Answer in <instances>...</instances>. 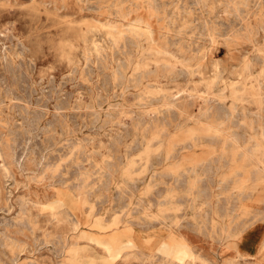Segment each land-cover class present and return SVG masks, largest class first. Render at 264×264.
<instances>
[{
  "label": "rangeland",
  "instance_id": "374dc122",
  "mask_svg": "<svg viewBox=\"0 0 264 264\" xmlns=\"http://www.w3.org/2000/svg\"><path fill=\"white\" fill-rule=\"evenodd\" d=\"M127 1L0 0V264H63L76 243L82 264H264V153L244 155L254 142L249 136L260 137L261 126L232 124L249 143L222 153L209 145H230L224 136H190L175 131V121L153 135L152 123L144 117L138 122L134 112L145 106L136 89L113 76L125 67L126 40L114 44L107 28L125 22ZM213 4L212 12L204 7L202 18L219 22L224 37L243 32L241 18ZM249 5L251 15L264 11V0ZM256 46L264 48V25L252 39L219 40L210 52L229 68L243 54L256 53ZM193 160L204 164L196 173ZM80 186L87 205L64 207L57 217L49 212L47 203L60 190L76 194ZM88 213L103 223L118 215L121 222L104 231L85 224L79 231L101 240L115 231L121 239L131 234L140 247L110 255L101 243L77 238L75 215L85 219ZM180 229L194 253L159 252L160 242L175 239Z\"/></svg>",
  "mask_w": 264,
  "mask_h": 264
},
{
  "label": "bare ground",
  "instance_id": "6f19581e",
  "mask_svg": "<svg viewBox=\"0 0 264 264\" xmlns=\"http://www.w3.org/2000/svg\"><path fill=\"white\" fill-rule=\"evenodd\" d=\"M216 1H218L217 5L222 7L226 15L232 13L236 17L241 18L243 22L242 33L233 31L232 35L227 34L224 37L220 32L219 22L212 21L210 25L207 18H202L205 13L204 7H208L207 12H212L213 3ZM249 3L250 0H128L126 11L122 14L125 22L107 24L108 34L113 38L114 44L119 40H126L127 45L125 67L121 69L122 75H119V72H113L114 79L121 76L125 77V86L136 89L138 103L145 106V109L139 115L134 112V115L138 122H142L144 117L146 124H153L151 130L153 135H159L166 131V121L168 123L175 121V131L183 132L190 136L200 132L216 137L224 136L226 140L229 139L230 145L225 141L221 142L219 147L217 145H209L214 151L217 149L222 153L227 149L236 151L247 147L248 143L253 140L254 142L250 148H246L244 155H254L259 151L264 153V48L256 46V53L243 54L238 59V62L233 63L229 68L219 65V62L214 59L210 52L211 47L219 40H226V38L230 37L236 40L243 38L252 39L253 33H255L257 28L264 25V11L259 9V11H255L251 15ZM195 5H199L200 18L198 15L194 16ZM241 11H244V14H241ZM253 21L254 23H252ZM220 37L222 38L220 39ZM259 51L262 54L261 56L258 53ZM225 70L231 73L233 77L226 76ZM201 86H204V89H201ZM173 112L176 113V118L172 117ZM129 113L132 114V112L128 111L126 113L128 117L131 116ZM232 124H247L249 127L260 125V137L250 135L249 142L244 143L241 140L240 133L235 127L231 126ZM149 150L148 144L144 151ZM154 150H158V147ZM247 160L251 161L252 159H242V161ZM189 162L192 165L191 171L196 173L195 167L201 161L193 160ZM257 162L263 163L260 158H257ZM133 163L134 161L130 160L127 166L130 167ZM96 164L99 168H103L104 164L102 162H97ZM200 164L204 165L203 161ZM173 167L174 171H178L181 164H176ZM196 182L197 177L195 176L188 185L191 187L195 186ZM74 197L78 201H75ZM86 202L84 188L80 186L76 194L69 191L61 192L60 190L56 198L50 202L48 201L47 207L50 210L49 212L57 217L63 211L62 208L79 209L78 206L86 204ZM153 216L157 217L158 214H153ZM75 218L74 228L79 232L76 237L101 243L109 251L110 255L119 254L126 249H137L140 247L139 242L131 234L126 239H121L120 233L115 231L108 234V237H105L106 239L103 238L104 240H101L102 238L95 237L89 231H79V227L85 224L103 229V231L104 229L118 226L121 222L118 215L113 216L109 222L105 223L98 217L97 219L90 218V213L87 214L85 219L79 217L78 214L75 215ZM175 221L177 222L175 224L179 227L180 218L176 216ZM125 228L133 231L131 226L126 225ZM178 232L175 239L161 241L157 250L167 256L193 254L194 252L187 236L181 229ZM66 252L67 256L63 264H67L68 261L74 264H82L85 261L77 243L68 247ZM86 261L90 262L91 258H87Z\"/></svg>",
  "mask_w": 264,
  "mask_h": 264
}]
</instances>
